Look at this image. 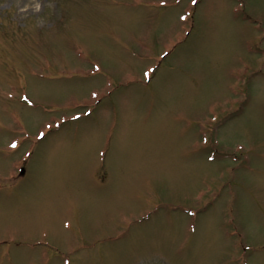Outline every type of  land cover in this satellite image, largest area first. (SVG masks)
<instances>
[{
  "label": "rangeland",
  "instance_id": "obj_1",
  "mask_svg": "<svg viewBox=\"0 0 264 264\" xmlns=\"http://www.w3.org/2000/svg\"><path fill=\"white\" fill-rule=\"evenodd\" d=\"M0 264H264V0H0Z\"/></svg>",
  "mask_w": 264,
  "mask_h": 264
},
{
  "label": "snow or ice",
  "instance_id": "obj_2",
  "mask_svg": "<svg viewBox=\"0 0 264 264\" xmlns=\"http://www.w3.org/2000/svg\"><path fill=\"white\" fill-rule=\"evenodd\" d=\"M192 3L195 4L196 0H192ZM41 136H43V133H41ZM13 147H15V144L13 145Z\"/></svg>",
  "mask_w": 264,
  "mask_h": 264
}]
</instances>
